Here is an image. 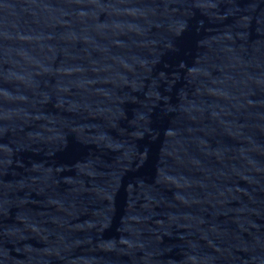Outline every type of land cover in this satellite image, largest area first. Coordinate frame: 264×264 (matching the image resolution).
<instances>
[{
    "label": "water",
    "instance_id": "95a60500",
    "mask_svg": "<svg viewBox=\"0 0 264 264\" xmlns=\"http://www.w3.org/2000/svg\"><path fill=\"white\" fill-rule=\"evenodd\" d=\"M0 264H264V0H0Z\"/></svg>",
    "mask_w": 264,
    "mask_h": 264
}]
</instances>
